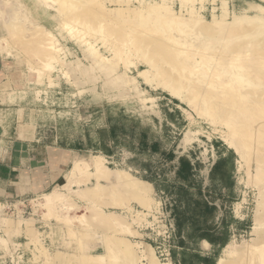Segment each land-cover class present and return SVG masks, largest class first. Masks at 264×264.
<instances>
[{
    "label": "rangeland",
    "instance_id": "1",
    "mask_svg": "<svg viewBox=\"0 0 264 264\" xmlns=\"http://www.w3.org/2000/svg\"><path fill=\"white\" fill-rule=\"evenodd\" d=\"M165 1L189 18L181 0ZM225 1L227 16L224 0H196L211 33L179 47L177 42L189 41L188 31H176L177 25L141 26L142 31L137 19L126 17L128 8L164 0H0V109L11 141L17 133L18 146L30 148L17 177L21 183H55L0 199V264H218L228 250L239 254L264 242V162L253 150L264 136L255 129L264 121L256 119L264 116V21L234 23L239 16L264 20L256 9L264 0ZM66 8L73 12L66 16ZM214 16L223 24H215ZM35 24L50 34L38 32ZM139 35L151 39L138 44ZM170 36L174 39L166 41ZM159 42L165 45L157 54ZM150 61L157 69L145 82L138 74L150 70ZM180 87L181 97L175 98L170 88ZM207 90L211 100L203 97ZM245 94L249 97L238 100ZM252 118L257 121L251 127ZM245 130L253 135L244 136ZM98 157L151 191L142 201L109 188L88 200L74 192L97 184L85 176L71 184L72 191L63 190L69 205L50 209L45 194L60 191L73 163L91 165ZM183 161L192 167L186 169ZM188 183L194 201L216 207L201 222L208 234L223 237L217 238L222 247L212 251L207 239L193 237L197 229L183 207L178 210L185 214L183 234L177 237L173 205L178 187ZM92 211L123 222L102 226Z\"/></svg>",
    "mask_w": 264,
    "mask_h": 264
},
{
    "label": "bare ground",
    "instance_id": "2",
    "mask_svg": "<svg viewBox=\"0 0 264 264\" xmlns=\"http://www.w3.org/2000/svg\"><path fill=\"white\" fill-rule=\"evenodd\" d=\"M48 1V0H47ZM196 0H181L182 2V5H186L187 9L189 10V18H184L182 15H179V14H176L174 13L170 6L166 3V1L164 0V2L159 5V6H154L153 4H147L143 7H141L139 10H135V9H131V8H128V15L126 17H131V20L134 18L137 19L136 20V24H137V21L139 24L137 28H140L142 29L143 31V28H146L148 27L149 30H153V28H157V29H160V27H163V29H170L171 27H173L174 29V26L177 25V27L175 28V30L177 31H180V32H183V31H188L190 34V38L189 41H182L179 43L177 42L179 45L180 44H184L186 43L185 45L187 46H190L187 44V42H190L191 39L192 40H198L204 36H206L207 34L210 35L211 33V28L208 27V25H204L205 23V20H203V15L200 13V12H197L196 11V8H195V2ZM54 2V0H53ZM57 3V1H55ZM69 2L67 1V7L68 6H72L70 4H68ZM73 6H76L78 4H75V3H72ZM227 2L224 0L223 2V16H227ZM77 8V7H76ZM81 8V7H80ZM63 9V8H62ZM68 8H66V10L62 13H65L66 16L67 14H70L72 13L73 11H71L72 9H69L67 10ZM79 9V8H78ZM261 13L264 12V7L262 6H257V8ZM112 11V10H111ZM122 11V10H121ZM126 11V10H125ZM61 12V11H60ZM112 13V12H111ZM110 13V14H111ZM121 13V12H120ZM118 14V13H117ZM61 15V13H60ZM64 15V14H63ZM112 15V14H111ZM120 17L122 14H119ZM118 15V16H119ZM114 16V15H113ZM118 19H120V17H118ZM123 17V16H122ZM125 17V18H126ZM247 17V18H246ZM239 16L235 19V24L236 25H246V24H253V23H257V22H260V21H264L263 20V17L259 16V15H256V16ZM116 18V16H115ZM224 18V17H223ZM123 19V18H122ZM127 19V18H126ZM214 23L215 24H218V25H222L223 22H221L220 20H217L216 17L214 16ZM129 21V19L127 20ZM209 23V22H208ZM246 23V24H245ZM20 24V23H19ZM19 24L17 23V27H19ZM133 26V25H132ZM141 26H143V28H141ZM146 26V27H144ZM36 27V28H35ZM35 29L38 30V32H43V33H47V34H50V31L47 30L45 27L43 26H39L37 24H35ZM135 27V28H136ZM34 29V31L36 32V30ZM132 29H134L132 27ZM157 29H154L157 30ZM162 29V30H163ZM164 29V30H165ZM172 29V28H171ZM170 29V30H171ZM137 30V29H135ZM134 30V31H135ZM147 30V29H145ZM148 30V31H149ZM152 31V32H154ZM159 31V30H157ZM37 32V33H38ZM145 32V31H144ZM161 32V30H160ZM163 32V31H162ZM142 33V32H141ZM155 33V32H154ZM153 33V34H154ZM171 33H174V32H170ZM152 34V35H153ZM135 35V34H134ZM150 35V34H149ZM207 35V36H208ZM38 36H40V33L39 35H37V38ZM132 36V35H131ZM136 36V35H135ZM143 36V35H142ZM148 36V34H147ZM137 37V36H136ZM139 37H141L139 35ZM138 37V38H139ZM188 37V36H186ZM43 38V37H42ZM130 38V37H129ZM132 39L134 37H131ZM209 38V37H208ZM132 39H130L129 41H131ZM136 38H134L135 40ZM151 38H148V37H144L143 38L141 37L140 39H136V40H139L138 41V44H142L143 42L144 43H147ZM169 39H174V36L172 38V36L168 37V39L166 41H169ZM185 39V38H184ZM187 39V40H188ZM40 40V39H39ZM135 40V41H136ZM204 39H202L203 41ZM42 41V40H41ZM44 41V40H43ZM147 41V42H145ZM165 43H168L166 42ZM171 41V40H170ZM173 42H176L174 40H172ZM178 41V40H177ZM193 41V42H194ZM207 41V40H206ZM133 42V41H132ZM137 42V41H136ZM200 42H201V39H200ZM160 43V42H159ZM162 43L164 42H161L160 45L157 46V48H155L157 54H160V52L162 53L163 52V46L165 45H162ZM171 43V42H169ZM192 43V42H191ZM172 44V43H171ZM176 44V46L178 45ZM194 44V43H193ZM195 46V45H194ZM168 47V46H167ZM181 47V45L179 46ZM178 48V46H177ZM192 48V47H191ZM152 49V48H151ZM195 49H197L195 47ZM154 50V49H152ZM165 50V49H164ZM167 50V49H166ZM198 50V49H197ZM217 50V49H216ZM151 51V50H150ZM155 51H152L154 54L156 53ZM151 52V53H152ZM159 52V53H158ZM152 53V54H153ZM93 54V53H92ZM96 55V54H95ZM149 55V53L147 54V56ZM150 57V56H149ZM210 57H212V61H213V56L210 55ZM215 57V56H214ZM221 57V56H220ZM103 58V57H102ZM195 58V56H194ZM196 59V58H195ZM150 60V59H149ZM147 60V62L149 61ZM217 60V59H216ZM221 60V59H219ZM195 61V60H194ZM192 61V62H194ZM215 61V60H214ZM107 62V61H106ZM155 62V61H154ZM153 62V63H154ZM196 62V61H195ZM208 62H209V59H208ZM211 62V60H210ZM209 62V63H210ZM221 62V61H219ZM174 63V62H173ZM176 63V62H175ZM180 63V62H179ZM197 63V62H196ZM212 63V62H211ZM215 63L214 65H217V61L213 62ZM158 64V63H157ZM171 64V63H170ZM193 64V63H192ZM195 64V63H194ZM198 64L200 63H197V67H198ZM232 64V63H231ZM172 65V64H171ZM175 64L172 65V67L174 66ZM178 65V64H177ZM180 65V64H179ZM218 65H221L220 63H218ZM233 65V64H232ZM238 65V64H237ZM236 65V66H237ZM150 66V70H143V71H139V74L138 76L141 77L145 82H149L151 81V74H153L155 71L154 69H157L150 61L148 67ZM184 66V65H183ZM193 66V65H192ZM195 66V65H194ZM211 66V65H210ZM176 67V65L174 66ZM196 67V68H197ZM206 67H209V66H206ZM214 67V66H213ZM233 67V66H232ZM193 68V67H192ZM210 68V67H209ZM177 69V67L175 68ZM174 69V70H175ZM204 69V68H202ZM201 69V70H202ZM236 69V68H235ZM198 71V69H196ZM206 70V68H205ZM208 70V68H207ZM206 70V71H207ZM211 72H212V69H210ZM239 70V69H238ZM203 72L199 71L200 73H202V75L204 74L205 76L207 74H205L204 70H202ZM173 72V71H172ZM209 70H208V74H209ZM169 74V73H168ZM167 74V75H168ZM198 74V73H197ZM240 74V73H239ZM242 74V73H241ZM243 75V74H242ZM166 76V75H165ZM229 76V81L230 82H234L233 79L237 76L236 73H229L228 74ZM124 77V75H123ZM138 77V78H139ZM200 77V76H199ZM199 77H197L196 79H198ZM137 78V77H136ZM205 78V77H204ZM201 79H203V76H201L198 80L196 81H200L201 82ZM240 79V78H239ZM125 80V79H124ZM127 80V79H126ZM188 80V79H187ZM117 81V80H116ZM129 82V80L127 81V83ZM134 82V81H133ZM137 82V81H136ZM236 82V81H235ZM179 84H181L179 82ZM194 84V83H193ZM210 84V83H209ZM229 84V82H228ZM216 85V84H214ZM227 85V84H226ZM210 86V85H209ZM225 86V85H223ZM229 86V85H228ZM137 88V87H136ZM233 88V87H232ZM169 89V88H167ZM181 87L178 89H171L170 88V91L172 93V95L175 97V98H180L181 97V91H180ZM209 91V90H207ZM217 91V90H216ZM216 93V92H215ZM213 94V93H212ZM212 94H211V91L209 92H206L203 94V97L206 99V100H211L212 99ZM241 94V93H240ZM240 98H238V100H243L247 97V95H239ZM249 97V96H248ZM247 97V98H248ZM214 98V97H213ZM233 98V97H232ZM237 98V97H236ZM263 99V98H262ZM261 99V100H262ZM232 100V99H231ZM237 100V99H236ZM263 102V101H262ZM259 106V105H258ZM264 106V105H263ZM262 106V107H263ZM260 107V106H259ZM264 109V108H262ZM263 115V114H262ZM260 117V116H259ZM263 119L264 116L260 117V118H256L257 120L259 119ZM255 118H252L251 120H249V126H254V121H257ZM256 131H258V135H261V134H264V121L260 122V125L257 126L256 128ZM253 132L254 131H247L245 130V132L243 133L244 136H246L247 134L249 136L253 135ZM244 143H240L241 146H243ZM248 147L251 146V143L247 145ZM253 150L257 153V157L259 159H261V161L264 162V136H261L258 138V141H257V145L256 147L253 148ZM258 159V160H259ZM78 160V159H76ZM87 177V179L85 180L86 182L87 181H90L91 177H95L96 180H97V184L95 186H92V187H88L86 189L82 188V189H79V190H75L74 192L81 198H86L88 200H94L96 198H98L100 195L102 194H107L109 193L108 192V189L109 188H113L114 189H123L124 191L128 192L130 195H132L133 197L135 198H138L140 200L143 201L146 193L150 192L151 191V187L148 186L145 182L137 179V178H133L131 177L127 172H124V171H121V170H117V171H112L108 168H106L104 165H103V162L101 159H99V157L96 159V161H94L93 164H88L86 162H83V161H75L73 163V166L72 168L70 169L69 173L67 174V182L66 184L60 186V191L58 190H54V191H51L50 193L48 194H45V198H46V205L51 209L52 207L54 208V206L56 205H59V204H65V205H69L68 204V198L66 196V194L64 193L63 190L67 189L69 192L72 191L73 189H71V184L73 183H80V180L83 178V177ZM105 183V184H104ZM119 189V190H121ZM118 190V191H119ZM115 191V190H114ZM117 191V190H116ZM73 204V203H72ZM82 207V206H81ZM79 209V208H78ZM84 209V208H83ZM88 209H91V208H88ZM87 210V209H86ZM94 216V218L96 219V221L98 222V224L102 225V226H112L113 224H117V223H122L123 222V218H121L120 216L116 215L112 218V220H107V218L103 217V213H97V212H94L92 211L91 212ZM111 218V217H110ZM258 218V217H257ZM132 231V230H130ZM248 246V245H247ZM60 254V253H59ZM61 256V255H60ZM89 258H93L92 255H88ZM86 256V259L88 258ZM62 258V257H61ZM61 258L59 260H61ZM88 258V259H89ZM229 258V259H228ZM228 258H221L219 261H218V264H264V242L261 243L260 245H251V246H248L247 249L244 251V252H241V253H236L235 250H228ZM150 262V261H149ZM81 263V262H80ZM149 264V263H148Z\"/></svg>",
    "mask_w": 264,
    "mask_h": 264
},
{
    "label": "crops",
    "instance_id": "3",
    "mask_svg": "<svg viewBox=\"0 0 264 264\" xmlns=\"http://www.w3.org/2000/svg\"><path fill=\"white\" fill-rule=\"evenodd\" d=\"M3 109H0V199L9 197H18L23 194H33L40 187L45 188L55 183H21L17 177L18 166L23 163L22 156L26 151H30L25 144H17V133L13 139L7 135L4 124L6 123L5 116L2 115ZM10 143V145H9ZM29 157V156H28ZM27 159V158H26ZM32 159L29 157V161ZM60 166H65V163L60 162ZM213 246H211L212 250ZM213 251V250H212ZM211 254V253H210Z\"/></svg>",
    "mask_w": 264,
    "mask_h": 264
},
{
    "label": "trees",
    "instance_id": "4",
    "mask_svg": "<svg viewBox=\"0 0 264 264\" xmlns=\"http://www.w3.org/2000/svg\"><path fill=\"white\" fill-rule=\"evenodd\" d=\"M184 165L186 166V169L191 166V163H186V161H183ZM184 169V168H183ZM188 187L187 186H180L179 188V194L177 193V203L175 205H173V214L175 216V219L177 221V237H181L183 232H182V227H181V223H182V215L186 214L185 219L191 221V225H193L196 227V231H194V238H199L200 240L202 239H207L212 245H213V249H215L214 247L217 244H220L221 247L223 246L224 242H217V238H221V240L223 239L222 236H218L216 235V231H213V233H210L208 227L204 228V226H206L205 223H202L201 221H206V219L208 218V216L213 213V211L216 210V207L212 204L209 203V201H194L192 198V192H190V183H188ZM157 189H160V187L157 185L156 186ZM188 196H191L190 198H188ZM187 197V198H185ZM180 207H183L184 210L182 212H184L185 214H181L182 212L178 213V210L180 209ZM181 210V209H180ZM189 213V214H188ZM207 222V221H206ZM196 224V225H195ZM180 244L182 245V247H185V242L184 240L180 241ZM215 254V253H214ZM199 258L197 255L195 256V258ZM214 257V256H213ZM181 264H187L186 260H181Z\"/></svg>",
    "mask_w": 264,
    "mask_h": 264
}]
</instances>
